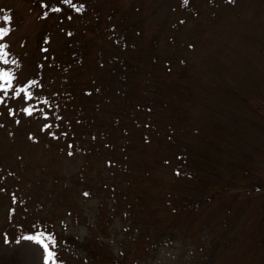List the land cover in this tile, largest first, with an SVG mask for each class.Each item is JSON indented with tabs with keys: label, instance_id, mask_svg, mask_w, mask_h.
I'll return each mask as SVG.
<instances>
[{
	"label": "trees",
	"instance_id": "trees-1",
	"mask_svg": "<svg viewBox=\"0 0 264 264\" xmlns=\"http://www.w3.org/2000/svg\"><path fill=\"white\" fill-rule=\"evenodd\" d=\"M20 1L40 27L20 82L22 60L1 58L10 50L0 44V73L8 74L17 100L13 126L31 128L27 139L59 156L56 167H48L50 157L33 175L54 177L42 195L53 197L58 182L57 191L69 198L55 220L45 208V221L35 228L43 240L69 248L71 264H163L159 253L176 246L189 247L191 264H213L230 232L222 226L229 208L220 201L238 184L236 172L247 168L233 162L221 173L213 150L181 147L182 127L175 122L188 124L186 108L195 97L184 82L190 72L183 41L196 36L181 28L200 6L192 0L161 1L166 10L153 3L146 9L142 0ZM22 8L0 0V18L13 23ZM171 12L178 16L166 22ZM6 33L0 41H8ZM242 173L250 182L246 194L264 187L252 172ZM203 209L215 220L197 230L204 241L191 240L192 226L183 222Z\"/></svg>",
	"mask_w": 264,
	"mask_h": 264
},
{
	"label": "rangeland",
	"instance_id": "rangeland-1",
	"mask_svg": "<svg viewBox=\"0 0 264 264\" xmlns=\"http://www.w3.org/2000/svg\"><path fill=\"white\" fill-rule=\"evenodd\" d=\"M142 1L146 9L153 3L154 7L158 5L159 9L166 10L165 4L161 3L166 0ZM170 1L174 6L179 3V0ZM1 2L23 7V12L17 14V20L13 18V23L5 14L1 15L4 20L0 18L8 40L0 41V44L9 43L10 50L3 52L1 58L11 56L22 60V72L18 76L20 82L26 72V61L35 53L32 50L35 46L33 36L40 27V21L36 20L34 11H30L28 5L20 0ZM192 2L200 7L196 18H189L181 28L196 35L191 41H183L189 51L185 54L190 76L188 81H184L186 84L181 80V85L191 86L186 88L187 92H193L195 97L189 100L191 108L188 105L186 108L190 115L188 124L175 122L182 127L184 141L181 147L187 146L192 151L213 150L221 173L229 172L225 164L232 167L233 162L245 163L247 169L242 171L252 172L256 176L254 178L264 181V0ZM163 16L154 22H162ZM165 16L166 22H169L178 14L171 12ZM16 101L8 79L0 80V264H45L44 249L21 237L42 234L35 228L45 221V208L50 209L55 220L69 198L58 192L61 190L58 182L53 197L42 195L54 177L40 181L33 175L40 172L42 165H47L50 157L53 165L48 167H56L61 161L56 151L27 139L26 133L31 128L22 123L13 126L17 119ZM242 171L236 172L238 184L232 183L220 201L221 205L229 208L227 221L222 222V226L227 223L230 232L226 246L216 253L213 264H264V187L246 194L245 188L250 182ZM54 173L59 179V172ZM31 181L35 184L30 190ZM223 182H218L220 189ZM36 202L44 207L33 211V207L40 205ZM205 210L187 216L183 222L192 226L189 228L191 240L204 241L197 230L215 220L205 216L211 214L203 213ZM186 241L189 242V239L186 238ZM48 251L53 253L48 264H58L63 259L67 260L66 264H71L69 248L65 251L57 240L50 241ZM189 251L187 246L163 249L159 260L163 264L179 261V264H182L181 261L191 264Z\"/></svg>",
	"mask_w": 264,
	"mask_h": 264
},
{
	"label": "snow or ice",
	"instance_id": "snow-or-ice-1",
	"mask_svg": "<svg viewBox=\"0 0 264 264\" xmlns=\"http://www.w3.org/2000/svg\"><path fill=\"white\" fill-rule=\"evenodd\" d=\"M185 2H187V0H185ZM55 11H59V9H55ZM0 34H3V30H0ZM8 78H9V76L7 73H0V80L8 79ZM25 111L27 114L31 115L30 110L25 109ZM69 154H71V153H69ZM85 195H87V193H85ZM42 236H43V234H39L36 236L29 235V236H23V237H21V239L33 241V242L39 244L44 249V252H45V264H48V260L52 259L53 253L48 251V244L44 242V240L41 238ZM5 243H7V240H5ZM17 243H19V241H17Z\"/></svg>",
	"mask_w": 264,
	"mask_h": 264
}]
</instances>
